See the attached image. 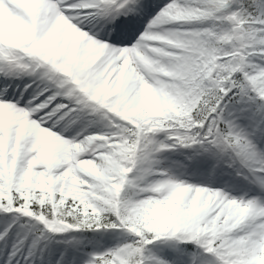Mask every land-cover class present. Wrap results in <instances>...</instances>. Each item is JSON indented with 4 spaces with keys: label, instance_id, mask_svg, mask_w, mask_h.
<instances>
[{
    "label": "snow or ice",
    "instance_id": "snow-or-ice-1",
    "mask_svg": "<svg viewBox=\"0 0 264 264\" xmlns=\"http://www.w3.org/2000/svg\"><path fill=\"white\" fill-rule=\"evenodd\" d=\"M0 264H264V0H0Z\"/></svg>",
    "mask_w": 264,
    "mask_h": 264
}]
</instances>
